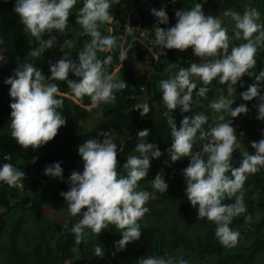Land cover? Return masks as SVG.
<instances>
[{
    "label": "clouds",
    "instance_id": "obj_1",
    "mask_svg": "<svg viewBox=\"0 0 264 264\" xmlns=\"http://www.w3.org/2000/svg\"><path fill=\"white\" fill-rule=\"evenodd\" d=\"M113 2L118 4L120 0H83V6L77 12L76 24L91 40L79 53L78 64L73 63L70 54L65 52L64 57L50 66V80L66 81L74 97H89L92 107L109 103L114 105L115 92L128 87L124 80L107 73L105 66L111 65L113 57L107 55L100 59L97 55L98 52H111L117 47V38L111 34V27L107 29L109 35H102L100 31L102 25H110L114 21L109 11ZM76 4L77 0H16L14 11L25 31L38 44L30 51L31 57H39L53 46L56 37L44 40L43 34H50L54 30L63 33ZM151 11L160 24L169 22L163 8ZM223 15L234 22L231 36L219 16H206L200 3L191 9L177 10L174 26L167 30L159 26L155 28V45L180 51L192 47L194 54L201 58L200 63L181 67L174 77L160 81L162 102L168 112L172 113L178 107L182 113L192 110L193 90L197 88L194 79L203 85L195 93L198 97H206L213 80L227 84V95L219 90L218 98L209 105L216 116L208 130L203 128L208 123V117L202 112L192 117L184 116L179 130L172 115L165 113V118L173 137V143L167 149L171 160L175 162L182 157L190 158V163L183 169V176L187 198L192 207H198V220L207 218L214 223L215 236L220 244L233 248L239 242L240 233L233 230L230 224L233 218L246 212L244 184L248 175L264 168V139L253 141L251 147L255 153L244 152L239 167H233V153L241 145L232 126L233 121L227 117L237 118L248 112L244 103L233 108L235 86L244 75H254L256 83L240 93L241 99L252 101L258 98L264 101L259 84L264 81V71L258 74L252 71L256 66L258 49L264 46V24L258 22L261 14L255 8H247L243 14L229 9ZM233 40L245 42L236 45L232 43ZM66 47L71 49L70 40L64 41L61 50ZM128 52L121 50V62L127 59ZM3 60L4 57L0 55V61ZM70 71L80 78L78 82L68 79ZM50 80L30 63L24 64L13 77L5 80L11 86L9 94L13 101L10 103V134L23 149H37L47 144L66 124L65 117L58 111L63 109L64 101L57 98L59 88ZM257 107V118L264 120V103ZM134 108L141 110L142 117L150 111L146 101L135 104ZM100 135L105 137L102 142L88 139L78 147L83 172L73 171L69 177L70 189L60 195L67 201L71 216H82L71 228L76 244L84 241L85 229L98 236L109 225H114L122 234V238L115 242L116 251H120L142 236L139 221L150 211L145 205L151 194L138 190V182L148 176L150 157L159 158L162 153L155 144L145 142L149 130H140L139 142L135 146L139 155L127 157L123 165L127 175L121 176L117 171V145L108 132H101ZM194 145H201V150L195 151ZM44 174L63 180V169L59 162L47 166ZM22 178H25V173L12 164L5 163L0 167V181L8 186H17ZM152 186L162 193L168 188L161 174L156 175ZM225 198L234 199L235 202L224 204L222 201ZM250 220V216H245L246 223ZM94 249L96 256H103L101 247ZM138 264H188V261L170 256L167 259L148 256L141 258Z\"/></svg>",
    "mask_w": 264,
    "mask_h": 264
},
{
    "label": "trees",
    "instance_id": "obj_2",
    "mask_svg": "<svg viewBox=\"0 0 264 264\" xmlns=\"http://www.w3.org/2000/svg\"><path fill=\"white\" fill-rule=\"evenodd\" d=\"M164 0H120V3H112L110 14L114 16L112 24L102 25V35H109L107 29H113L112 35L117 38V47L111 52L97 53L98 58L103 59L107 55L113 57L111 65H106L107 73L124 80L128 87L125 90L115 92V104H101L102 110L108 113L105 121L97 122L92 127L84 130L80 124L88 111L85 106L91 105L89 97L83 99L75 98L68 88L66 81L50 80V66L64 57L65 52L70 54L73 63H79V53L84 50L85 45L90 42L91 37L83 34L82 28L76 24L77 12L83 6V0H77L76 10L69 16V24L63 33L54 30L52 33H45L42 39L47 40L51 36L56 41L50 49H46L39 57H31L30 51L38 47L35 38L25 31L19 20L18 14L14 11L16 0H0V55L4 57L0 61V167L10 163L25 173V178L19 182L20 189L10 187L0 181V264H138L141 258L148 256L164 257L169 256L177 260L188 257L212 256L211 264H258L255 255L264 252V168L257 173L250 174L244 184V204L246 212L233 218L230 227L239 231L242 240L233 248H226L220 244L215 236L216 225L209 222L207 218L198 220V207L191 206L186 195V182L183 176V169L190 163V158L182 157L173 162L167 151L173 143L171 129L167 124L165 113L172 115L177 130L181 126L184 116L192 117L198 112L210 116L211 91L206 97H198L193 94V107L190 112L182 113L179 107L172 113L166 107L155 111H149L147 116L140 115L141 110H136L134 105L142 101L150 104L156 94V88L161 80L168 79L164 70L165 66L178 73L181 67L187 68L197 58L193 48L185 51L166 49L159 45L154 46L155 57L148 54L150 60L149 69L144 74L132 72L129 68L122 66L119 56L121 50L137 51V55L143 54V50L137 43L139 32L148 30L146 35L155 41V32L152 27L157 26L167 30L177 22L175 12L177 10L191 9L200 0H175L174 9L165 8L169 17L167 24L154 25L152 9L159 10ZM239 0H218L220 10H232ZM253 7L264 14V0H252ZM212 16V15H210ZM215 17V16H213ZM264 24V19L260 22ZM128 28H132L126 32ZM152 31V32H151ZM151 35V36H150ZM65 40L72 43L71 49L67 47L61 50ZM233 44H238L232 42ZM264 58V46L258 49L256 54V66L252 70L255 74L260 72L259 61ZM32 64L39 69L46 79L56 83L59 88L58 99H63L62 115L66 124L60 127L57 136L47 144L37 148L23 149L14 138L11 137L10 85L5 83L9 77H13L16 70L21 69L24 64ZM118 67V68H117ZM117 68V70H116ZM68 79L79 81L73 72H69ZM256 83L255 76L244 75L237 83L233 108L244 103L247 114H241L235 119L245 129V135L240 140L243 148L234 151L232 164L239 167L243 159V153L254 154L255 149L251 147L253 141L264 139V120L258 119V107L262 100L254 98L252 101H243L240 93ZM260 84V95L264 96V82ZM212 86L222 87L227 84H219L213 80ZM208 123L203 125L204 130L208 129ZM112 129V130H111ZM148 129L149 135L145 137L146 143L155 144L161 151L159 158H151L148 176L138 182L139 186L153 184L157 174H161L165 183L168 184L166 192H159L152 186V198L145 207L155 210L159 219L153 223L139 221L142 236L139 240L130 242L123 250L116 251L115 242L122 238L119 229L109 225L98 236L90 229H85V238L79 245L75 242V236L71 232L73 225L82 216L73 217L70 213L63 216V224L60 226L54 216L48 215L44 210L40 212L39 202L48 200L52 204L66 203L67 201L61 192L70 189L69 177L73 171L83 172L82 157L78 154V147L88 139L103 141L105 138L101 132H108L113 142L117 145V158L119 166L117 171L121 176L127 173L123 168L127 157L139 155L135 146L139 142L138 132ZM245 137V138H244ZM6 157H8L6 159ZM56 162L61 164L63 169V180L44 174L47 166ZM229 175H231L229 173ZM234 199L225 198L222 203H234ZM170 203L174 206V213L177 216L186 218V221H193L197 224L189 234H184L174 224L173 216L168 217L162 213V204ZM262 211L256 221L245 222V216H252L255 210ZM33 217L37 221L38 233L32 237L31 245L22 246L19 243L20 234L25 215ZM168 219V222L164 220ZM65 225L67 227H65ZM199 230L196 231V228ZM202 226H206L203 232H199ZM103 249V256L95 255V247ZM179 250L175 254L174 250ZM115 252V255L113 253Z\"/></svg>",
    "mask_w": 264,
    "mask_h": 264
},
{
    "label": "rangeland",
    "instance_id": "obj_3",
    "mask_svg": "<svg viewBox=\"0 0 264 264\" xmlns=\"http://www.w3.org/2000/svg\"><path fill=\"white\" fill-rule=\"evenodd\" d=\"M198 3L202 4V10L206 16H208V15H212L215 17L219 16V18L223 22V26L228 29L229 35L230 36L233 35L234 22L231 20L230 17H225L223 15L224 11L219 9L218 0H200ZM247 8H254L252 5V0H239L238 3L235 5V7H233L232 10L237 11L240 14H243L244 10ZM74 9L76 10V7H74ZM263 19H264V14H261L260 20L258 22L260 23ZM150 38L151 37H149V36L148 37L141 36V37L137 38L136 41L140 45L141 49L143 50V54L137 55V51L132 50L128 54L127 59H125L123 62H121L119 64V66L122 64V66L129 68L134 73H138V74L146 73L149 69V65H151L150 60L148 58V54H150L149 50H151L150 55L155 56V51H154L155 41H152ZM232 42H235V43L238 42V44H236V45H239L240 43H243L245 41L233 40ZM55 45L62 46L63 44L62 43H55ZM200 62H201L200 57H197L196 59H194L192 61V63H200ZM117 68H116V70H117ZM259 68H260V71H264V58L259 61ZM164 70L168 75V79L174 77L176 74L170 68V66H165ZM14 75H15V73L13 74V76ZM193 82H195L197 84V88L193 90V94H194L203 85L200 81H197L195 79ZM208 87L210 88V91H211V95H210V96H212L211 102L218 98V95L220 94L219 90H223V94L227 95V85H224L222 87H216V86L209 85ZM156 94L157 95L155 96L154 100L149 104V108H150L151 112L152 111L157 112V109L163 106L162 91L160 90L159 86L156 88ZM263 103H264V101H263ZM85 109L88 111V114L86 115L84 120L80 122V124L84 130L92 127L97 122H100L103 120L105 121V119L108 116V113L106 111L102 110V108H100V107H92V105H88V106H85ZM215 116H216V113H214L213 110L210 108L208 129L213 126ZM227 119H232V121H233L232 126L236 130L237 138H238V140H241L243 138V136L245 135V129L243 127H241L235 119H233L231 117H227ZM241 133H243V135H241ZM240 145H241L240 149H236L235 151L242 150L243 144L241 142H240ZM201 147H202L201 145H194V150L200 151ZM81 168L83 169V164H82ZM19 186H20V184L18 183L17 186H15V187L17 189H20ZM138 190L149 192L151 194L150 198H152V185L151 184L141 185L138 187ZM147 203H149V201ZM39 204L40 205L38 208H39L40 212L42 210H44L48 215L54 216V218L56 219V222L60 226L64 222L60 219H62L64 215L69 213V210L67 208V202L61 203V204H52L48 200H41L39 202ZM162 213L164 215L168 214V217L171 214L173 216L172 218L174 219V224H176L177 228L179 230H181L182 232H184V234H186V235L190 233L191 229L194 230L195 227L197 226V224L195 222H193V221L187 222L186 218L181 217V216H177V214L174 213V206L170 203H163L162 204ZM261 213H262V211H259L256 209L251 216V220L252 221L258 220ZM157 219H159V216L157 215L156 211L150 209L149 213H146L141 221L143 223L147 224V223H153L154 220H157ZM164 220H166L168 222L167 218H165ZM199 227L200 226H198L196 228V231L199 230ZM202 228L203 229H201L199 232H203L204 229L206 228V226H202ZM22 230L23 231L20 234L19 243L23 247L26 246L27 244L31 245L30 241H31L32 237L35 236L39 231L38 226H37V221L33 217L26 214L23 225H22ZM239 238L242 240L241 236ZM0 253H1V251H0ZM174 253L179 254V250L175 249ZM255 259L258 262V264H264V252L263 251L258 252L255 255ZM186 261H188V264H211V262L213 261V257L212 256H205V257L191 256V257H188L186 259Z\"/></svg>",
    "mask_w": 264,
    "mask_h": 264
},
{
    "label": "built area",
    "instance_id": "obj_4",
    "mask_svg": "<svg viewBox=\"0 0 264 264\" xmlns=\"http://www.w3.org/2000/svg\"><path fill=\"white\" fill-rule=\"evenodd\" d=\"M174 2H173V0H164L163 1V3L161 2V5H160V8L159 9H161V8H163V9H165V8H170V9H174ZM153 20H154V25H156V24H158V18L157 17H153ZM132 28H128L127 30H126V32H129L130 30H131ZM152 30H154L155 31V27L153 26L152 27ZM147 31L148 30H145V31H140L139 32V37H141V36H143V37H148V35H146V33H147ZM152 32V31H151ZM153 33H155V32H153ZM138 37V38H139ZM149 52L151 53V50H149ZM153 57H155V56H153Z\"/></svg>",
    "mask_w": 264,
    "mask_h": 264
}]
</instances>
